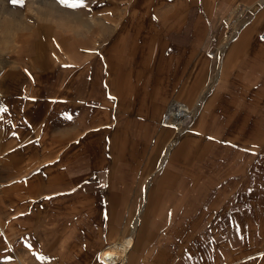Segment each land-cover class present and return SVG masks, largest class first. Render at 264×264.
I'll use <instances>...</instances> for the list:
<instances>
[{
	"label": "crops",
	"instance_id": "0c3cea01",
	"mask_svg": "<svg viewBox=\"0 0 264 264\" xmlns=\"http://www.w3.org/2000/svg\"><path fill=\"white\" fill-rule=\"evenodd\" d=\"M68 4L0 0L4 238L37 264L127 238L124 264L264 262V0Z\"/></svg>",
	"mask_w": 264,
	"mask_h": 264
},
{
	"label": "rangeland",
	"instance_id": "374dc122",
	"mask_svg": "<svg viewBox=\"0 0 264 264\" xmlns=\"http://www.w3.org/2000/svg\"><path fill=\"white\" fill-rule=\"evenodd\" d=\"M0 32H1V29H0ZM12 49L13 50L15 49L14 44H13ZM0 53L2 54V44H0ZM3 67H4V61L0 60V75L3 72L2 71ZM5 92H6V97H7V91L3 90L2 87H0V130H2L4 126V121H2V117H3L2 115H5L4 113H6V107H4L5 105H7L6 104L7 99L5 97ZM17 246L18 245L13 242L12 243L8 242L4 238L3 234L0 232V264H37L38 263L34 261L33 255H31L30 250L20 251V249L22 250L23 247L26 248V246H24L23 244L22 246H19V247ZM257 258L258 259L261 258L262 261H264V254H258ZM125 259L122 264L126 262ZM175 261H176V258L170 260L169 264H173L175 263ZM185 264H194L193 259L191 257L188 259H185ZM244 264H254V263L250 262V263H244ZM255 264H258V263H255ZM260 264H264V262Z\"/></svg>",
	"mask_w": 264,
	"mask_h": 264
},
{
	"label": "bare ground",
	"instance_id": "6f19581e",
	"mask_svg": "<svg viewBox=\"0 0 264 264\" xmlns=\"http://www.w3.org/2000/svg\"><path fill=\"white\" fill-rule=\"evenodd\" d=\"M132 239L107 245L102 250L101 261L105 264H122L132 246Z\"/></svg>",
	"mask_w": 264,
	"mask_h": 264
},
{
	"label": "built area",
	"instance_id": "2783aa9c",
	"mask_svg": "<svg viewBox=\"0 0 264 264\" xmlns=\"http://www.w3.org/2000/svg\"><path fill=\"white\" fill-rule=\"evenodd\" d=\"M190 112L191 108L188 107L187 104L180 100H176L173 103L167 105L163 114V120L172 122L185 121L189 117Z\"/></svg>",
	"mask_w": 264,
	"mask_h": 264
},
{
	"label": "snow or ice",
	"instance_id": "6c2138e0",
	"mask_svg": "<svg viewBox=\"0 0 264 264\" xmlns=\"http://www.w3.org/2000/svg\"><path fill=\"white\" fill-rule=\"evenodd\" d=\"M12 2H13L14 4H22V0H12ZM60 2H61L62 4H65V5H67V6H69V7H73V8H75V7L78 6V5H76V4H71V5H69V4H68V0H60ZM79 6H83V5L81 4V5H79Z\"/></svg>",
	"mask_w": 264,
	"mask_h": 264
}]
</instances>
